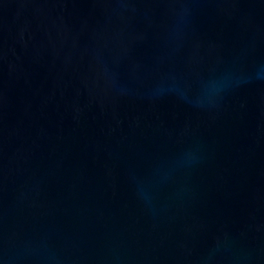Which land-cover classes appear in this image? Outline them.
I'll return each mask as SVG.
<instances>
[{
  "label": "water",
  "instance_id": "95a60500",
  "mask_svg": "<svg viewBox=\"0 0 264 264\" xmlns=\"http://www.w3.org/2000/svg\"><path fill=\"white\" fill-rule=\"evenodd\" d=\"M0 264H264V0H0Z\"/></svg>",
  "mask_w": 264,
  "mask_h": 264
}]
</instances>
